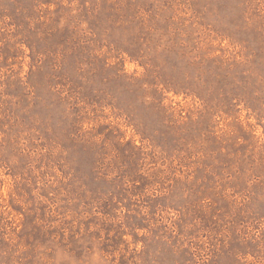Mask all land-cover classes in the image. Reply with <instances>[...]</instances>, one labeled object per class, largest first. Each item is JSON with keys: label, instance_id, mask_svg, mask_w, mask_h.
Here are the masks:
<instances>
[{"label": "rangeland", "instance_id": "1", "mask_svg": "<svg viewBox=\"0 0 264 264\" xmlns=\"http://www.w3.org/2000/svg\"><path fill=\"white\" fill-rule=\"evenodd\" d=\"M0 264H264V0H0Z\"/></svg>", "mask_w": 264, "mask_h": 264}]
</instances>
